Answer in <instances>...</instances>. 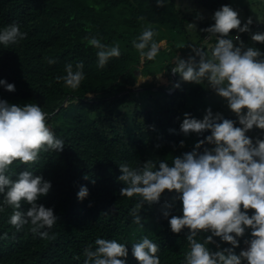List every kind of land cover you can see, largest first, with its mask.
Returning <instances> with one entry per match:
<instances>
[{
  "label": "trees",
  "instance_id": "trees-1",
  "mask_svg": "<svg viewBox=\"0 0 264 264\" xmlns=\"http://www.w3.org/2000/svg\"><path fill=\"white\" fill-rule=\"evenodd\" d=\"M244 1L236 0L234 6L231 0H164V7H158L156 0H0V30L17 23L27 33L18 44H0V80L15 85L14 92L0 86V100L17 106L39 105L48 113L49 127L64 141L62 152H41L34 163L16 161L10 166L17 175L31 171L52 184L49 194L37 203L54 209L58 221L46 230L55 239H41L30 231V225L18 231L8 223L12 209L7 208L0 212V264H85L84 252L90 246L95 249L97 238L125 244L126 264H139L132 246L144 236L158 245L161 264H183L190 230L175 234L169 224L171 216L183 215L182 201L175 200L169 209L177 194L166 190L159 203L145 204L140 210L141 228L129 214L140 197L121 196L126 185L118 179L119 164L137 167L149 159L171 164L173 158L193 151L211 135H184L180 124L185 113L196 119L205 116L213 107L210 97L215 92L204 84L184 82L179 74L175 76L180 87L169 92L172 83L160 85L155 78L166 71L167 80L172 81L171 67L181 58L180 51L194 55L189 45H203L208 34L202 29L215 21L207 20L201 9L214 15L222 6L245 7ZM189 6H194L191 13ZM191 21L198 23L199 35L192 43L187 35ZM246 23L242 21L241 26ZM149 25L158 32L154 39L163 43L154 60L141 62L132 41ZM250 29L249 33L233 30L229 38L239 35L245 47L264 53V44L251 40L252 33H264V18L253 20ZM86 37H96L108 46L119 43L121 55L99 68L98 50L88 45ZM234 44L239 46L238 41ZM79 63L84 65L85 79L78 89L56 81L57 76L66 75L67 64L75 69ZM140 75L146 82L143 91L136 93ZM223 116L241 127L235 114ZM204 147L213 146L205 143L201 153ZM81 186L89 191L83 201L77 197ZM29 208L22 203V211ZM165 211L170 213L167 218ZM209 235L210 231H202L196 239L203 242ZM237 239L239 247L234 251L239 255L247 247L245 240L251 239V230ZM213 241L207 245L212 252L232 247L219 237Z\"/></svg>",
  "mask_w": 264,
  "mask_h": 264
},
{
  "label": "clouds",
  "instance_id": "clouds-1",
  "mask_svg": "<svg viewBox=\"0 0 264 264\" xmlns=\"http://www.w3.org/2000/svg\"><path fill=\"white\" fill-rule=\"evenodd\" d=\"M156 4L164 7V0H156ZM213 19L212 26L202 29L208 34L204 45H189L194 55L187 60L177 57L171 72L179 74L184 82L206 83L225 100L241 127L221 113H213L211 108L206 110L202 120L185 113L180 124L184 135L205 132L211 135L197 143L193 151L173 158L171 164L166 160L154 162L151 159L137 167L128 162L120 163L122 174L118 179L126 185L120 194L129 199L140 197L129 214L141 228L140 210L145 204L159 203L166 190L177 194L167 207L171 209L175 200L182 201L183 215L171 216L169 224L175 234L185 228L190 230L187 236L189 251L183 264H244V261L264 264V140L258 138L253 143L246 135L254 127L264 130V53L256 47H245L239 35L229 38L233 30L249 33L253 24L251 17L241 26L239 13L226 5L214 13ZM194 27L195 24H188L189 29ZM156 36L158 32L149 25L132 41L141 62L157 57L163 42L158 43L154 39ZM26 37L27 33L22 32L17 23L0 30V44L5 47L18 44ZM86 39L90 47L98 50V67L101 69L111 58L121 55L119 43L108 46L96 37ZM251 40L264 44V33H252ZM49 63L55 61L49 60ZM83 68V63L76 64L75 69L72 64H67L66 75L55 79L76 90L85 79ZM140 82L142 79L138 84ZM172 82L173 89L180 87L177 81L175 85L173 75ZM0 86L8 92L15 91V85L7 81L0 80ZM168 91L172 92L171 88ZM47 121L48 113L37 104L17 106L0 100V195H3L0 212L11 208L8 223L18 231L24 225H30V231L45 240L55 239L46 229L53 228L58 217L54 209L37 201L49 194L52 184L31 171L17 175L10 166L16 161L25 165L34 163L41 152L64 150V141L56 137ZM205 143L213 147H204L201 153L199 149ZM180 147H184L183 141ZM88 195V188L81 186L78 199L83 201ZM25 202L30 205L26 213L21 210ZM250 210H254L252 215L248 214ZM169 215L168 211L164 212L166 218ZM247 230H251V239L245 240L246 249L237 255L234 251L239 247L237 238L243 237ZM202 231H210L211 235L198 242L196 237ZM213 237H219L232 247L210 251L207 245L214 243ZM95 246L94 250L91 246L85 250V264H126L128 248L125 244L115 239L97 238ZM158 252V245L147 236L132 246V254L139 264H161Z\"/></svg>",
  "mask_w": 264,
  "mask_h": 264
},
{
  "label": "rangeland",
  "instance_id": "rangeland-1",
  "mask_svg": "<svg viewBox=\"0 0 264 264\" xmlns=\"http://www.w3.org/2000/svg\"><path fill=\"white\" fill-rule=\"evenodd\" d=\"M232 3L235 6L236 0H231ZM181 3V2H180ZM186 2L184 1V4ZM244 6L245 7H241V8H234L235 11H237L239 13V18L241 19V21H245L247 20L249 17H251L253 20H258L264 18V6H263V1L262 0H245L244 1ZM189 10L188 13H191L194 9V6H189ZM203 12V16L207 19V20H214L213 19V14L209 13L206 10H200ZM190 23L195 24L196 27L189 29L188 25H187V31H188V41L190 43H192L193 41L195 42L197 40V37L199 36L198 33L196 32V30L198 29V23L196 21H191ZM178 43V42H177ZM212 43H214V41H212ZM194 45V44H193ZM204 45V43H203ZM181 52V58L187 60L189 56L186 55V53L184 51H180ZM166 71L164 72L163 75L159 76L158 78H155V82L157 81L158 84L160 85H170L171 83H173L170 80H167L166 77ZM142 81L138 84V81ZM146 82V79L142 78V76H138V80L136 82V85L134 87V89H136V93L137 92H142V85ZM204 85L207 87V84L204 83ZM170 90V89H169ZM171 91H174L173 88H171ZM211 100V104L213 105V107H211L213 113H221L222 115H227V114H234L228 107L227 104L225 102V100L222 97H219L216 93H213L210 97ZM206 113V112H204ZM204 118V116H197V119L202 120ZM249 136L256 141L258 138L264 140V130H260L256 127H254L252 130L248 131Z\"/></svg>",
  "mask_w": 264,
  "mask_h": 264
},
{
  "label": "water",
  "instance_id": "water-1",
  "mask_svg": "<svg viewBox=\"0 0 264 264\" xmlns=\"http://www.w3.org/2000/svg\"><path fill=\"white\" fill-rule=\"evenodd\" d=\"M172 75H173L174 83H175V85H176V76H175V74H173V73H172Z\"/></svg>",
  "mask_w": 264,
  "mask_h": 264
}]
</instances>
